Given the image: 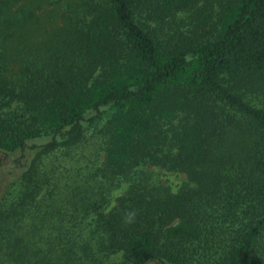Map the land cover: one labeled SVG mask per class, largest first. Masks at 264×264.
I'll list each match as a JSON object with an SVG mask.
<instances>
[{
	"label": "trees",
	"instance_id": "16d2710c",
	"mask_svg": "<svg viewBox=\"0 0 264 264\" xmlns=\"http://www.w3.org/2000/svg\"><path fill=\"white\" fill-rule=\"evenodd\" d=\"M16 153L0 264H264V0H0Z\"/></svg>",
	"mask_w": 264,
	"mask_h": 264
},
{
	"label": "rangeland",
	"instance_id": "374dc122",
	"mask_svg": "<svg viewBox=\"0 0 264 264\" xmlns=\"http://www.w3.org/2000/svg\"><path fill=\"white\" fill-rule=\"evenodd\" d=\"M60 12H62V10H59ZM57 24L61 25V20L58 19L57 20ZM47 26H50V24H47ZM53 29V27H52ZM47 30L51 31L48 27ZM93 130V129H92ZM90 130V131H92ZM93 139V145L97 146L100 142V137L94 135L92 136ZM92 147V146H90ZM18 154H12L5 162L2 161L0 164V196L2 195L3 191L6 189V187L8 186V184L11 183V180H15V177H10L8 176L4 171H15V166L13 164V161L17 158ZM151 171L154 172V174L156 176H154L155 180L158 183H161L163 185H167L170 186V188L173 191L178 190L181 185L184 183L185 181V175L184 174H180V173H174V172H168L164 169H160V168H154V167H150L149 168ZM125 186L124 185L122 188L115 190L112 194V200H114L117 196L121 195L123 193V191L125 190Z\"/></svg>",
	"mask_w": 264,
	"mask_h": 264
}]
</instances>
